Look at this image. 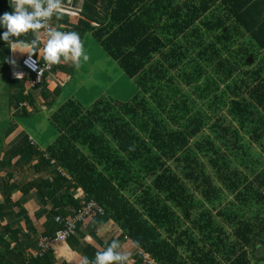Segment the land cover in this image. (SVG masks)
I'll return each instance as SVG.
<instances>
[{
    "label": "trees",
    "instance_id": "trees-1",
    "mask_svg": "<svg viewBox=\"0 0 264 264\" xmlns=\"http://www.w3.org/2000/svg\"><path fill=\"white\" fill-rule=\"evenodd\" d=\"M100 1L104 19L82 15L69 31L91 33L138 92L87 107L69 98L50 114L56 137L43 153L28 139L12 150L18 166L39 155L34 172L51 177L18 186L25 200L4 179L0 214L20 219L3 227L0 264H55L51 249H31L90 201L102 213L61 242L83 258L118 240L135 247L133 264H264V157L251 151H264V0ZM11 11L0 0V16ZM6 32L0 25V73L30 82L21 61L12 70L27 39Z\"/></svg>",
    "mask_w": 264,
    "mask_h": 264
},
{
    "label": "crops",
    "instance_id": "crops-1",
    "mask_svg": "<svg viewBox=\"0 0 264 264\" xmlns=\"http://www.w3.org/2000/svg\"><path fill=\"white\" fill-rule=\"evenodd\" d=\"M7 2V5L12 4V0H5ZM63 12L60 14V17L65 18L67 22L62 21H55L54 25L57 30L65 29L69 31L75 26V22L77 21V18L86 15L91 18H95L97 20H102L105 18L107 13V5L104 3V1L100 0H63L62 3ZM29 11H32L33 9L29 8ZM55 18V17H54ZM96 20V21H97ZM22 36L27 39V42L21 43V47L16 48L15 56H13L12 60V70L14 73H17V71L20 69V61L21 58L27 53L34 55L36 57L41 58L42 57V50L46 45V42L48 40L47 36L43 32L42 28L38 30H29L26 33H23ZM94 38L91 33H86L82 39V41H87L88 38ZM95 39V38H94ZM61 60H63V57H61ZM71 61L67 63H61L59 65H52L51 68L53 70H48L45 74L44 80L42 84L38 87V90L33 91L32 82L34 80V77H32V80L30 82H26L25 84L21 85H10L9 82V75L7 73H3L1 71L0 78H3V82L0 83V87L3 91H5L4 94H0V100L2 98H5V103H0L1 107H4V111L0 110V157L2 156L4 150H2V142L6 139H10L13 141L14 139L22 138V139H28L30 142L33 143V146L38 147L40 150L45 151L46 148L52 143V141L56 137V132L54 130H50L49 127H41L38 124V128L42 129L45 128L44 131L39 132L41 134H37V138L40 141V144L35 142V139L33 138V134L29 132V125L28 122L24 120H20V124L15 120V117L18 116L20 113L27 116L26 112L22 111L23 107H30L31 103L32 105L42 108V110H47L48 115L47 119L50 121V114L53 109H50V106L53 104V102H56L55 100L57 97H53L54 101L51 100V104H46V97H44L42 94L44 91H52L53 89L57 87V84H61L66 86L73 87L74 81H73V74L69 73L68 70V64H70ZM51 73V74H50ZM3 75V77H2ZM30 80V79H29ZM28 81V80H27ZM47 87V88H45ZM40 88V89H39ZM53 90V91H54ZM19 91V94L15 96V94ZM41 92V94H37V92ZM72 91V90H67ZM35 94V96H34ZM28 97H31L29 100ZM21 98H23V103H21ZM25 101V102H24ZM31 101V103H30ZM55 105V103H54ZM49 108V109H48ZM46 121V120H45ZM12 123L16 125L14 128ZM51 123V122H50ZM11 141V142H12ZM12 150H16L15 148H9L6 153L10 152L12 154ZM3 151V152H2ZM9 159H3L0 158V172L5 171L8 169V163ZM23 164V163H22ZM34 161L32 163V169H30V172H27L25 176L18 177V181L22 182V179H47L48 177H51V173L47 170H43L40 172H34L33 166ZM18 165V164H17ZM11 169H17L15 167H12ZM30 180V181H31ZM3 180H0V186H3ZM5 187V184H4ZM0 191V197H1ZM1 204V203H0ZM20 219V214L15 215L12 217L9 215H3L0 214V234L5 235L4 226L6 224H10L11 226L14 225L16 221ZM116 229V226L114 225L111 230ZM110 228L102 229L100 230L101 235H107L108 239L110 238V231L108 232ZM99 235V233H98ZM97 236V234H96ZM94 237L87 236L83 241L87 243H92L93 241H96L93 239ZM107 239V240H108ZM93 240V241H92ZM106 240V241H107ZM16 246V243L14 241H11V249ZM37 246H33L31 249L32 251H35ZM52 250V256L54 258L55 264H60L61 262H64L66 264H83V255L77 251H74L71 249L68 244L66 243H54L51 245ZM135 247L132 243L128 242L121 246L122 253H125L129 256L128 261H132L133 254L135 253ZM8 259L14 263L17 261L16 257H13L12 255H8ZM13 259V260H12ZM0 261H4V257H0Z\"/></svg>",
    "mask_w": 264,
    "mask_h": 264
},
{
    "label": "rangeland",
    "instance_id": "rangeland-1",
    "mask_svg": "<svg viewBox=\"0 0 264 264\" xmlns=\"http://www.w3.org/2000/svg\"><path fill=\"white\" fill-rule=\"evenodd\" d=\"M82 43L84 51L88 55L89 59L87 62H83L79 67H75L72 62L68 64L67 71H69L70 74H73V87H65L64 85L57 84L55 90L53 89L54 91L46 90V92H48L49 94L48 98H46L47 105L50 104L53 97H56L55 95L57 94V99L55 100L56 104H52L50 106V109L54 110L58 104L64 102L69 98L78 100L82 105L86 107L90 106L97 98L103 96L117 99L119 101H127L133 98L138 92L134 81L130 80L124 75V71L122 70V68H120L119 65L107 55V53L102 49L99 43L92 37L88 38L86 42L82 41ZM2 82L3 78H0V83ZM4 93L5 91H3L0 87V94ZM38 93L41 94V92L39 91L37 92V94ZM0 103L4 104L5 98H2V100H0ZM0 110L4 111V107L0 106ZM26 113L27 116L20 113L15 117V120L19 124L21 123L20 120L28 122L29 132L33 134L35 142L40 144V141L37 138V134H41L39 132L44 131L45 128L40 129L38 128V125L41 127H45L46 124V127H49L50 130H54L49 119H47L48 111L42 110V108H38L31 104L29 108L27 107ZM12 125L14 128L16 127L14 123H12ZM11 141V138L6 139L5 142L3 140L2 150H4V152L2 151L3 154L0 157L1 160H10L12 158V154H10V152L6 153L7 150H9V148L17 149L19 145H21L25 141V139L16 138L12 142ZM30 143L33 145L32 142ZM251 151L253 153L258 152L264 157V151H262V149L256 144H253ZM40 152L43 153L44 151L40 150ZM38 156L39 155L32 156V161L39 158ZM7 163L8 169L0 172V180H3L4 182L5 178L11 179L14 183V194H16L20 200H25L27 196L23 195L22 192H18L17 188L18 186L28 184L31 179H22V182H20L18 181V177L25 176L27 172H30V169H32V163H24L20 166L11 161H7ZM12 167H15L17 169H11ZM0 191H2L0 203L4 207L8 205L9 202V200H7L5 196L4 183L3 186H0ZM260 252H264V248L261 247ZM134 262L135 260L132 259V261H128L127 264H133Z\"/></svg>",
    "mask_w": 264,
    "mask_h": 264
},
{
    "label": "clouds",
    "instance_id": "clouds-1",
    "mask_svg": "<svg viewBox=\"0 0 264 264\" xmlns=\"http://www.w3.org/2000/svg\"><path fill=\"white\" fill-rule=\"evenodd\" d=\"M45 3L47 7L43 6ZM62 3L63 0H12L10 4L12 11L0 16V25L7 28L4 39L6 40L9 34L20 35L44 27L40 22L41 18L49 20L55 16L59 19L63 12ZM29 8L33 10L29 11ZM48 35L50 39L47 40L41 53L46 66L71 61L75 67H79L83 62L88 61L89 57L84 51L78 32L51 29ZM119 249V241L113 240L106 249L97 251L94 259L89 260L85 257L83 264H127L129 256Z\"/></svg>",
    "mask_w": 264,
    "mask_h": 264
},
{
    "label": "built area",
    "instance_id": "built-area-1",
    "mask_svg": "<svg viewBox=\"0 0 264 264\" xmlns=\"http://www.w3.org/2000/svg\"><path fill=\"white\" fill-rule=\"evenodd\" d=\"M43 6L47 7V4L45 3ZM54 17L55 16H53L49 20H45L43 18H41L40 20V22L44 25V27H42V30L48 39H50V36L48 35L49 31L51 29H56L54 25ZM60 31H67V30L61 29ZM41 59L42 61H40L34 55L27 54L21 60V65L23 69H25L28 74L34 77V80L32 82L33 88L42 84L45 74L47 73L48 70H51V67H52V66L50 67L46 66L43 56L41 57ZM94 210H97L98 213H102V209L99 208V206L94 201L88 202L83 210L77 212L74 215L73 219L65 224L64 228H62L61 230H58L54 234L53 238L41 237L37 242L38 249L35 252V256L42 257L47 252L50 251L52 244L58 243V242H64L71 234H73L77 223L81 221L83 218H85L86 216L91 215ZM56 220H60V218L57 217Z\"/></svg>",
    "mask_w": 264,
    "mask_h": 264
}]
</instances>
